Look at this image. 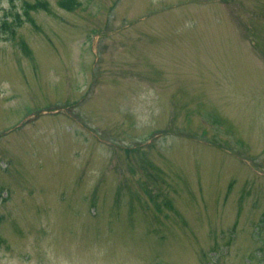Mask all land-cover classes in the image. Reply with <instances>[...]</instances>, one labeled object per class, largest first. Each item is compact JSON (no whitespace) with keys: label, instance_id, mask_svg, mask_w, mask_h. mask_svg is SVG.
Here are the masks:
<instances>
[{"label":"rangeland","instance_id":"374dc122","mask_svg":"<svg viewBox=\"0 0 264 264\" xmlns=\"http://www.w3.org/2000/svg\"><path fill=\"white\" fill-rule=\"evenodd\" d=\"M0 264H264V0H0Z\"/></svg>","mask_w":264,"mask_h":264}]
</instances>
